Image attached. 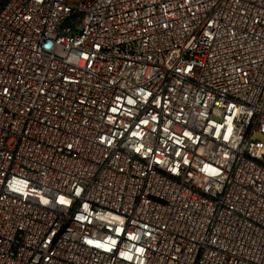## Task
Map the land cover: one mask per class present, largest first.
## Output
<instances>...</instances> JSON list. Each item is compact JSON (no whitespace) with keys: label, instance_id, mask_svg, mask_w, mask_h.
<instances>
[{"label":"built area","instance_id":"2783aa9c","mask_svg":"<svg viewBox=\"0 0 264 264\" xmlns=\"http://www.w3.org/2000/svg\"><path fill=\"white\" fill-rule=\"evenodd\" d=\"M0 264H264V0H0Z\"/></svg>","mask_w":264,"mask_h":264}]
</instances>
